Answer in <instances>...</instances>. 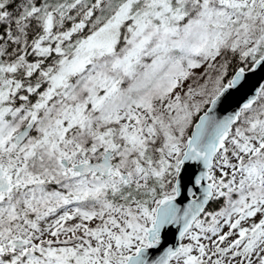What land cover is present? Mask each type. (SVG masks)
Listing matches in <instances>:
<instances>
[{
	"label": "snow or ice",
	"instance_id": "6c2138e0",
	"mask_svg": "<svg viewBox=\"0 0 264 264\" xmlns=\"http://www.w3.org/2000/svg\"><path fill=\"white\" fill-rule=\"evenodd\" d=\"M258 72L264 0H0V264H264Z\"/></svg>",
	"mask_w": 264,
	"mask_h": 264
},
{
	"label": "water",
	"instance_id": "95a60500",
	"mask_svg": "<svg viewBox=\"0 0 264 264\" xmlns=\"http://www.w3.org/2000/svg\"><path fill=\"white\" fill-rule=\"evenodd\" d=\"M264 75V73H257L256 75L252 76L250 78V86L255 85L258 80H260V77ZM243 99V94L242 93H237L234 94L233 96L229 97L228 101L224 105V107L228 110L231 111L233 108L237 106L240 102H242Z\"/></svg>",
	"mask_w": 264,
	"mask_h": 264
}]
</instances>
